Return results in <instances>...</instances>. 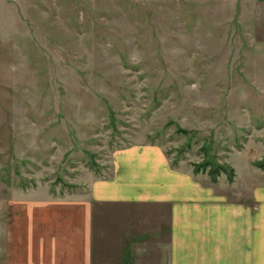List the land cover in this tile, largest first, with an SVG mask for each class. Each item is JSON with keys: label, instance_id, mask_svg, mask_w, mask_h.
<instances>
[{"label": "rangeland", "instance_id": "374dc122", "mask_svg": "<svg viewBox=\"0 0 264 264\" xmlns=\"http://www.w3.org/2000/svg\"><path fill=\"white\" fill-rule=\"evenodd\" d=\"M138 143L264 191V0H0V264L16 198L85 192Z\"/></svg>", "mask_w": 264, "mask_h": 264}, {"label": "crops", "instance_id": "0c3cea01", "mask_svg": "<svg viewBox=\"0 0 264 264\" xmlns=\"http://www.w3.org/2000/svg\"><path fill=\"white\" fill-rule=\"evenodd\" d=\"M85 192L15 199L3 264H264V191L251 201L152 143L116 148Z\"/></svg>", "mask_w": 264, "mask_h": 264}, {"label": "trees", "instance_id": "16d2710c", "mask_svg": "<svg viewBox=\"0 0 264 264\" xmlns=\"http://www.w3.org/2000/svg\"><path fill=\"white\" fill-rule=\"evenodd\" d=\"M180 130L181 131H184V132H186L187 130L186 129H183V128H180ZM207 164H209L208 162H206V163H201L200 165H207ZM216 168V167H215ZM214 167H213V169H211V171L210 172H212V174H214V171L216 170ZM197 171H199V168H197L196 169Z\"/></svg>", "mask_w": 264, "mask_h": 264}]
</instances>
